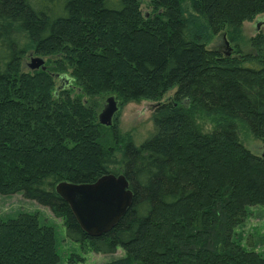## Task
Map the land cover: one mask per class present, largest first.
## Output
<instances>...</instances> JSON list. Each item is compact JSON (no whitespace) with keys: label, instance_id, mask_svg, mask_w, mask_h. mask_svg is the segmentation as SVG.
<instances>
[{"label":"trees","instance_id":"trees-1","mask_svg":"<svg viewBox=\"0 0 264 264\" xmlns=\"http://www.w3.org/2000/svg\"><path fill=\"white\" fill-rule=\"evenodd\" d=\"M0 0V194L21 193L62 220L104 264H264L236 228L264 206V32L242 25L264 0ZM225 34L232 53L207 48ZM45 69L24 70L26 54ZM75 87L55 91V75ZM172 94L163 99L169 92ZM104 93L155 102L139 145L98 123ZM122 173L133 193L108 232L88 236L55 192ZM36 213L0 219V264H61Z\"/></svg>","mask_w":264,"mask_h":264},{"label":"rangeland","instance_id":"rangeland-1","mask_svg":"<svg viewBox=\"0 0 264 264\" xmlns=\"http://www.w3.org/2000/svg\"><path fill=\"white\" fill-rule=\"evenodd\" d=\"M141 10L148 15L150 9L148 7L149 0H140ZM189 1L185 0V5ZM243 42L241 48L243 51H249L248 40L259 32H264V14H259L253 21L244 22L242 25ZM207 48H218L221 52L232 53L233 45L228 41L225 34L213 36L207 43ZM34 54H26L22 61L24 70H29L27 66ZM44 65L46 64V57ZM47 65V64H46ZM70 87L75 85L70 81ZM59 87V79L55 76L54 89L57 91ZM169 91L163 99L172 94ZM114 95L104 93L98 113L103 108L104 100L107 96ZM115 96V95H114ZM116 98V96H115ZM119 110L116 113V130L123 139H130L134 144L139 145L145 139L149 138L155 131L151 114L155 102L147 99H118ZM98 115V114H97ZM240 138L244 146L256 155H264V143L255 139L245 129L240 130ZM19 212L36 213L42 224L53 227L55 236V248L60 256L61 264H104L114 258L123 255V250L118 248L115 253L101 254L80 246L79 244L68 239L65 233L62 220L53 215V213L45 206H42L32 200L26 199L21 193L0 194V219L14 217ZM249 216L244 223L237 227L236 230L241 234L242 245L250 250L260 253L264 256V206H250Z\"/></svg>","mask_w":264,"mask_h":264},{"label":"water","instance_id":"water-1","mask_svg":"<svg viewBox=\"0 0 264 264\" xmlns=\"http://www.w3.org/2000/svg\"><path fill=\"white\" fill-rule=\"evenodd\" d=\"M30 69H45L44 59L35 56L27 65ZM59 79V87L63 89L70 85L71 79L62 74L55 75ZM118 102L114 95L105 98L103 108L97 115L98 123L111 126L118 112ZM55 192L65 201L80 228L90 237H97L108 232L127 212L133 201V193L128 181L120 173H106L90 183H72L60 181Z\"/></svg>","mask_w":264,"mask_h":264},{"label":"flooded vegetation","instance_id":"flooded-vegetation-1","mask_svg":"<svg viewBox=\"0 0 264 264\" xmlns=\"http://www.w3.org/2000/svg\"><path fill=\"white\" fill-rule=\"evenodd\" d=\"M227 55L229 54L228 52H225ZM68 86H71V85H68ZM65 88H67V87H65ZM64 89V88H63ZM61 90V89H60Z\"/></svg>","mask_w":264,"mask_h":264}]
</instances>
